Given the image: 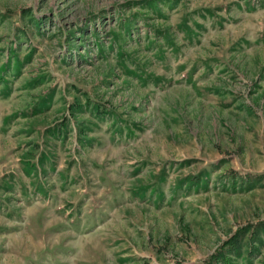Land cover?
Segmentation results:
<instances>
[{
  "label": "rangeland",
  "instance_id": "obj_1",
  "mask_svg": "<svg viewBox=\"0 0 264 264\" xmlns=\"http://www.w3.org/2000/svg\"><path fill=\"white\" fill-rule=\"evenodd\" d=\"M0 264H264V0H0Z\"/></svg>",
  "mask_w": 264,
  "mask_h": 264
}]
</instances>
